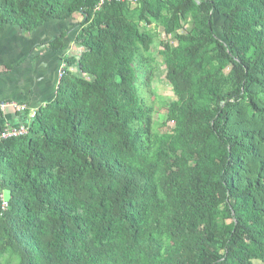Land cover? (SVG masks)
I'll list each match as a JSON object with an SVG mask.
<instances>
[{
  "label": "trees",
  "instance_id": "1",
  "mask_svg": "<svg viewBox=\"0 0 264 264\" xmlns=\"http://www.w3.org/2000/svg\"><path fill=\"white\" fill-rule=\"evenodd\" d=\"M98 4L0 0V39L80 16L72 36L83 52L65 67L87 77L63 66L29 122L31 109L0 97L26 107L13 112L27 127L0 142V256L264 264V0ZM151 26L175 42L157 53L175 97L161 134L137 87L146 94L153 79Z\"/></svg>",
  "mask_w": 264,
  "mask_h": 264
},
{
  "label": "crops",
  "instance_id": "2",
  "mask_svg": "<svg viewBox=\"0 0 264 264\" xmlns=\"http://www.w3.org/2000/svg\"><path fill=\"white\" fill-rule=\"evenodd\" d=\"M80 20V16L73 15L68 21H52L28 37L21 36L16 30L4 29L0 39L1 99L35 110L54 98L59 82L57 72L63 66L68 72L87 78L79 73L76 65L65 67V63H76L83 52L74 42L75 35L72 36ZM62 35H65L61 40L62 48L59 49L57 43H54L59 50L51 49L49 43ZM22 124L21 115L15 114L11 109L0 111V130Z\"/></svg>",
  "mask_w": 264,
  "mask_h": 264
},
{
  "label": "rangeland",
  "instance_id": "3",
  "mask_svg": "<svg viewBox=\"0 0 264 264\" xmlns=\"http://www.w3.org/2000/svg\"><path fill=\"white\" fill-rule=\"evenodd\" d=\"M143 26V25H142ZM142 26L140 25V30H142ZM190 21L184 24L182 30L179 31V34L187 33L190 31ZM148 33L150 35H154V41L151 46L150 55L155 60V70L153 74V79L150 87V91L148 93H143V88L138 86V93L141 95L147 104L152 107V132L156 134L164 133L170 129H172V123L167 122L166 120V110L168 104L175 100L173 92L170 86L164 81V65L162 57L158 56V51H161L163 45L165 43H169V45H174L175 42L173 38L166 37L160 28L156 26H151L148 28ZM147 57V55H144ZM227 71H225V74ZM0 199L5 201L6 194L1 193ZM167 244V243H166ZM0 264H16L15 258H13L9 254H4L0 256Z\"/></svg>",
  "mask_w": 264,
  "mask_h": 264
},
{
  "label": "built area",
  "instance_id": "4",
  "mask_svg": "<svg viewBox=\"0 0 264 264\" xmlns=\"http://www.w3.org/2000/svg\"><path fill=\"white\" fill-rule=\"evenodd\" d=\"M141 0H99V4L98 7L101 6L103 3H111V2H125L127 4L130 5H135L137 3H139ZM64 75V71H63V67L57 72V79L60 80L62 78V76ZM11 109L12 111H14L15 113H24L26 111V107L25 106H18L14 103H3L0 102V111H4L5 109ZM35 116V110H29L28 114H27V122L31 121ZM27 124V123H26ZM27 132V127L26 125H21L18 127H4L1 131H0V142L1 141H5V140H9V139H13V138H18L21 136H24ZM5 207V204H2V208Z\"/></svg>",
  "mask_w": 264,
  "mask_h": 264
},
{
  "label": "clouds",
  "instance_id": "5",
  "mask_svg": "<svg viewBox=\"0 0 264 264\" xmlns=\"http://www.w3.org/2000/svg\"><path fill=\"white\" fill-rule=\"evenodd\" d=\"M59 81V80H58Z\"/></svg>",
  "mask_w": 264,
  "mask_h": 264
}]
</instances>
